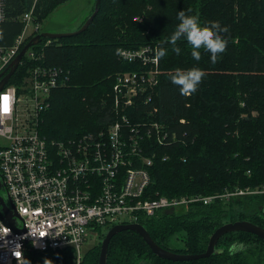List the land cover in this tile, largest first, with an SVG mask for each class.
I'll return each mask as SVG.
<instances>
[{
	"label": "trees",
	"instance_id": "obj_1",
	"mask_svg": "<svg viewBox=\"0 0 264 264\" xmlns=\"http://www.w3.org/2000/svg\"><path fill=\"white\" fill-rule=\"evenodd\" d=\"M67 1L36 0V19L43 23ZM34 2L6 0L8 18L0 22V46L14 42L24 25L19 16ZM181 10L197 16L202 25L219 21L222 27H228L229 31L221 34L227 50L217 63L212 64L210 54L203 50L201 59L194 60L183 41L176 45L181 50L178 55L172 51L166 41L179 23ZM144 45L156 46L158 51L163 48L167 54L159 58L158 83L151 101L139 107H157L150 117L167 124L176 138L163 145L144 140V154L152 156L153 163L143 198L208 195L262 184L264 0H102L86 30L72 36L44 38L32 46L43 57L36 62L25 56L11 82L21 83L36 63L64 68L68 80L53 91L40 132L50 141L67 140L99 130L117 117L112 111L115 77L121 71L140 69L138 63L120 59L117 49ZM178 68H198L206 73L198 91L189 97L181 95L171 83V74ZM177 208L162 209L139 220L158 244L176 252H204L216 228L229 221L251 220L264 227V194ZM106 232L99 229L100 239ZM101 245L87 249L81 264H98ZM218 247L224 250L205 258L174 262L156 255L137 231L128 229L110 240L107 264H264V239L256 234L226 233ZM27 254L29 263L37 259V251L29 250ZM45 254L51 264L75 262L71 247Z\"/></svg>",
	"mask_w": 264,
	"mask_h": 264
},
{
	"label": "built area",
	"instance_id": "obj_2",
	"mask_svg": "<svg viewBox=\"0 0 264 264\" xmlns=\"http://www.w3.org/2000/svg\"><path fill=\"white\" fill-rule=\"evenodd\" d=\"M35 5L36 0L19 16L24 25L14 42L0 46V79L26 40L43 30ZM7 18L6 0H0V22ZM118 49L124 54L118 55L120 59L136 62L140 69L117 73L112 90V111L117 117L99 130L67 140L50 141L41 134L42 116L51 105L52 93L68 80L60 65L36 63L21 83H12V75L0 91V137L8 141L6 145L0 142V174L20 227L25 229L17 231L0 218V264H28L29 250L45 253L67 247L74 250L75 264H81L84 244L99 229L139 222L162 209L264 194L263 182L208 195L143 198L153 163V157L144 154V140L169 144L176 133L150 117L157 107H139L151 101L158 83V48ZM25 56L37 62L43 53L30 48ZM24 100L27 112L22 117L19 108ZM132 114L141 118L133 120Z\"/></svg>",
	"mask_w": 264,
	"mask_h": 264
},
{
	"label": "water",
	"instance_id": "obj_3",
	"mask_svg": "<svg viewBox=\"0 0 264 264\" xmlns=\"http://www.w3.org/2000/svg\"><path fill=\"white\" fill-rule=\"evenodd\" d=\"M102 0H96L94 4V11L89 15L86 21L82 24V26L72 32H51V31H42L41 33L33 36L21 49L18 55L14 58V60L10 63L9 70L4 76L0 79V91L5 87L11 76L18 69L21 61L26 55L27 51L34 45L40 44L44 38L54 39L61 38L65 36H72L74 34H78L88 28L91 21L97 15L101 8ZM3 73L0 74V77ZM0 218L3 222L17 231L25 230L24 227H20V217L15 209V204L11 199L8 191L3 182L2 176L0 174ZM134 230L137 231L149 244L152 251L161 258L168 259L174 262H183L194 259H200L209 257L213 254L220 253L224 250L223 247H218V242L220 238L226 233L234 232V231H245L258 235L259 237L264 239V227L251 221V220H236L229 221L218 228L212 233L207 249L201 253H181L176 252L170 249H167L160 244H158L153 237L151 236L148 228L145 224L141 222H133V223H122L114 225L112 228L108 230L105 237L102 240L100 257L98 264H107L108 261V249L109 243L112 237L121 232L123 230ZM31 264V263H29Z\"/></svg>",
	"mask_w": 264,
	"mask_h": 264
},
{
	"label": "clouds",
	"instance_id": "obj_4",
	"mask_svg": "<svg viewBox=\"0 0 264 264\" xmlns=\"http://www.w3.org/2000/svg\"><path fill=\"white\" fill-rule=\"evenodd\" d=\"M191 11V10H189ZM179 23L175 31L170 35L167 43L171 44L172 51L177 55L180 53V48L177 43L183 41L191 50V56L194 60L201 59V50L210 54L211 63L218 62V58L227 50V41L221 35L229 31L227 26H221L219 21H212L210 24H201L199 18L194 15H186L181 10L177 15ZM166 50L161 48L157 52V58H163L166 55ZM117 55L124 54L117 49ZM125 59H132L124 56ZM205 72L198 68L188 70L176 69L171 74V83L179 88L180 94L189 97L198 91L199 85L202 83ZM33 236V234L31 233ZM15 251L14 255L18 257Z\"/></svg>",
	"mask_w": 264,
	"mask_h": 264
},
{
	"label": "rangeland",
	"instance_id": "obj_5",
	"mask_svg": "<svg viewBox=\"0 0 264 264\" xmlns=\"http://www.w3.org/2000/svg\"><path fill=\"white\" fill-rule=\"evenodd\" d=\"M95 1L96 0H69L61 4L57 9L53 11V13L47 19L44 20V22L42 23V27H43L42 31L72 32L78 30L80 25L84 21H86V19L91 14ZM31 28L32 26H30L29 31H31ZM24 103L25 100L21 103L19 108V112L22 115V117H25L27 112V110L24 109L23 106ZM0 142L2 145H6L8 141L5 137L1 136ZM176 210L179 209L177 208ZM104 231L108 232V229L104 228ZM102 240L103 239H100L99 234H94L90 236L82 248L83 256L87 251V249L92 248L96 244L97 245L102 244ZM30 263L51 264L48 256L42 252H38L37 259L34 260L33 258ZM75 263H76V257L74 264Z\"/></svg>",
	"mask_w": 264,
	"mask_h": 264
},
{
	"label": "crops",
	"instance_id": "obj_6",
	"mask_svg": "<svg viewBox=\"0 0 264 264\" xmlns=\"http://www.w3.org/2000/svg\"><path fill=\"white\" fill-rule=\"evenodd\" d=\"M62 4H63V3H62ZM60 5H61V4H60ZM60 5H58V7H59ZM58 7H57V8H58ZM57 8H56V9H57ZM52 13H53V12H52ZM52 13H51V14H52ZM51 14H50V15H51ZM50 15H49V16H50ZM49 16H48V17H49ZM48 17H47V18H48ZM47 18H46V19H47ZM56 31H57V30H56ZM51 32H52V31H51ZM58 32H62V31H58Z\"/></svg>",
	"mask_w": 264,
	"mask_h": 264
},
{
	"label": "snow or ice",
	"instance_id": "obj_7",
	"mask_svg": "<svg viewBox=\"0 0 264 264\" xmlns=\"http://www.w3.org/2000/svg\"><path fill=\"white\" fill-rule=\"evenodd\" d=\"M17 255H19V253Z\"/></svg>",
	"mask_w": 264,
	"mask_h": 264
}]
</instances>
